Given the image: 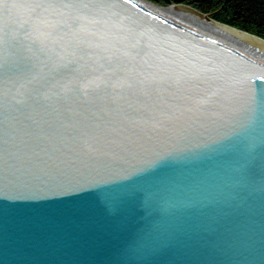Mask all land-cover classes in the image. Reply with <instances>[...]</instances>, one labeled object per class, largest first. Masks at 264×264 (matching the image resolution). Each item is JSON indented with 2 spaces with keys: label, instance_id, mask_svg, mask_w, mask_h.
<instances>
[{
  "label": "water",
  "instance_id": "1",
  "mask_svg": "<svg viewBox=\"0 0 264 264\" xmlns=\"http://www.w3.org/2000/svg\"><path fill=\"white\" fill-rule=\"evenodd\" d=\"M188 34L0 0V264H264V76Z\"/></svg>",
  "mask_w": 264,
  "mask_h": 264
},
{
  "label": "bare ground",
  "instance_id": "2",
  "mask_svg": "<svg viewBox=\"0 0 264 264\" xmlns=\"http://www.w3.org/2000/svg\"><path fill=\"white\" fill-rule=\"evenodd\" d=\"M129 1L152 11L158 17L182 27L185 32L194 35L190 34V36L188 34L187 36L192 37L199 43V38L197 39L195 36L201 37L200 39L204 38L208 44L213 45L219 51L218 53L221 52L222 56L264 76V38L251 31L226 23L222 25L219 23L220 21L213 20L205 13L187 5L176 4L175 7L178 10H175L172 6L167 7L163 4H156L151 0ZM232 30L237 31V33Z\"/></svg>",
  "mask_w": 264,
  "mask_h": 264
},
{
  "label": "trees",
  "instance_id": "3",
  "mask_svg": "<svg viewBox=\"0 0 264 264\" xmlns=\"http://www.w3.org/2000/svg\"><path fill=\"white\" fill-rule=\"evenodd\" d=\"M198 1V0H194ZM230 3L227 7H224V9L228 10L225 12L224 15L226 18L229 17L228 15L231 14L232 11V19L224 20L221 18L220 20L229 23V25L235 26L237 28H240L246 31H251L255 33L256 35L264 38V0H228ZM221 0H218V3H216V0H207L205 3H203L204 9H209L207 11H204L202 13L211 14L212 10L210 8H217L220 4ZM187 4L186 2H183ZM189 5V4H187ZM225 10V11H226ZM223 12V11H221ZM218 11L217 13H221ZM214 18V17H213ZM215 20L219 18H214ZM217 20V21H220ZM220 21V22H222ZM250 28V29H248ZM262 35V36H261Z\"/></svg>",
  "mask_w": 264,
  "mask_h": 264
},
{
  "label": "rangeland",
  "instance_id": "4",
  "mask_svg": "<svg viewBox=\"0 0 264 264\" xmlns=\"http://www.w3.org/2000/svg\"><path fill=\"white\" fill-rule=\"evenodd\" d=\"M152 2L156 3V4H163L165 6H172L173 9L175 10H178L176 9L175 5L176 4H183V5H187V6H190L192 8H195L201 12H204V11H207L209 9H204L203 8V3H205L207 0H198V1H194V0H151ZM212 1V0H211ZM214 1V0H213ZM161 2V3H160ZM183 2H186L187 4L183 3ZM216 3H218V0H216ZM230 3V1L228 0H221L219 6L216 8H210V10H212V12H210L211 14H206L208 15L210 18H212L213 20H215L214 18H219L217 20H220L221 18H223L224 20H229V19H232L233 15H232V11H231V14H229L228 16L229 17H225L224 15L226 14L225 12H227L228 10L224 9V7H227L228 4ZM204 10V11H203ZM226 10V11H225ZM218 11H223L221 13H217ZM214 17V18H213ZM216 20V21H217ZM222 21V20H220ZM208 22V21H207ZM209 23V22H208ZM222 23H226L225 21H222ZM229 24V23H228ZM243 29V28H242ZM250 29V28H248ZM250 31V30H249ZM262 36V35H261ZM264 37V36H263Z\"/></svg>",
  "mask_w": 264,
  "mask_h": 264
}]
</instances>
